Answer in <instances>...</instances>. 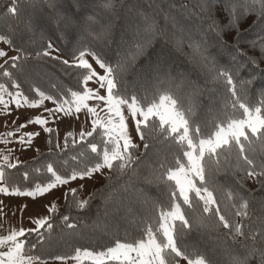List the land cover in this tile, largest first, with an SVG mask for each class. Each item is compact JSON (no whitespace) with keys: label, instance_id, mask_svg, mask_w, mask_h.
<instances>
[{"label":"snow or ice","instance_id":"6c2138e0","mask_svg":"<svg viewBox=\"0 0 264 264\" xmlns=\"http://www.w3.org/2000/svg\"><path fill=\"white\" fill-rule=\"evenodd\" d=\"M222 0H201L198 7L201 12L207 11L211 15V10ZM228 13L230 26H235L236 20L243 17L244 10L255 13L258 17V25L264 30V0H228ZM122 7L124 12L129 10V4L125 0H106L103 8L111 12L112 17L121 15L117 8ZM137 13V20H140L139 8L131 5ZM11 16L19 13L17 0H11L6 9ZM102 13H97V17ZM50 23L55 22L60 28H70L74 25L70 17L59 13L49 14ZM123 18V16H121ZM92 23L100 24V19L89 17ZM177 25L183 22L180 19L175 21ZM112 21L101 24V30L97 34V39L107 41L112 33ZM186 27V26H185ZM160 31L153 17L145 15L143 21L134 30V36L123 49H120V56L113 66L102 55L95 51L78 49V54L73 55L76 61L72 67L82 70L79 73L78 89H61L56 94H46L38 87L32 88L38 99H29L20 90L19 84L14 83L16 73L23 70L19 64L27 58L26 55H18L10 58L8 68L0 64V72L7 81L12 82L14 91H9L4 83H0V107L5 110V115L11 114V106L16 109L42 108L45 101H51L54 108H44V112L49 116L38 115L30 117L24 124L19 126L24 129L29 125L40 126L41 131L53 135V129L48 127L49 122H57V118L75 117L79 119V114L83 111L87 120L91 117L90 132H81L80 140L83 142L86 137H92L99 128L104 136L103 147L98 149L95 142H89L91 153H95L92 166H85L80 171H72L70 174H60L51 163L46 165L47 173L50 177L45 182H34L28 189L16 187L14 189L3 185L4 170L0 167V193L6 196L31 197L35 199L37 195L44 196L58 187L67 186L73 181L91 178L93 174L102 169L115 170L117 175L124 174L129 166L136 162L133 150L138 151L139 145L133 142L132 135L129 134V124L125 119L124 107L132 121V131L143 147L148 150L154 143L163 142L174 147L171 159L157 158L154 163L157 166L156 179L160 184L166 185L167 201H151L147 212L149 215L141 217L139 222L144 224L139 238L129 241L127 237H120L117 233L112 234L109 244L100 250H90L89 248L78 247L74 249V255H51L42 258L41 255H31L28 252L34 250L38 244L45 240L50 234L53 224L48 218L35 219L36 225L33 229L20 228L12 231L6 237L0 239V247H6V251H0V264H50V261H60L67 264V261L74 260L78 264L82 260H87L90 264H216L206 254L198 248L186 243V237L191 233L198 232L207 226L208 220H214L217 228L228 229L225 236H231L233 241L242 237L245 244L243 255H235L231 249H226L229 257V264H264V229L254 230L252 228L253 215L250 211L249 200L259 199L261 202V212L264 213V191L257 198L253 193L248 192L241 195L243 183L246 179L252 178L264 190V159L257 161L254 154L259 148L264 151V98L259 100L260 106L250 107L247 102L245 85H251L252 81H236L234 75L238 73L230 69H221L215 65L207 46L201 39L194 40L185 31V28L177 27L174 32V39L177 44L182 45L185 41L192 49V66L184 73H175L170 68L169 62L160 59L147 68L143 64H138L137 60L146 55L148 47L152 44V39ZM36 35L45 40L42 51H35V55L40 58L51 57L49 49H52L51 42L46 40L42 30L29 20L25 24L24 31L17 36L20 43L15 40H6L12 44L14 50L25 53L24 44L34 42ZM0 40L4 37L0 36ZM264 52V47L261 48ZM7 52L0 51V57H7ZM86 55L94 58V61L105 74L100 75L93 65L85 59ZM252 63H256L252 60ZM63 65H69V60H63ZM14 69L15 72L9 71ZM207 69L214 74V79L223 80L228 86V92L232 99V106L242 109V118L229 117L226 113H217L211 121L212 131L202 134L201 128L192 120L196 111V101L203 93L200 85V70ZM131 75L139 81H150L153 84V96L140 97L135 92H129L126 88L127 77ZM103 89L105 94L101 95L99 90L94 91L89 87V82L93 81ZM239 85V88H238ZM264 97V92L261 93ZM68 97V98H65ZM89 100L102 102L110 114L107 122H102L98 116L97 108L90 107ZM103 110V109H102ZM16 130L6 133V139L0 138V143H12V137ZM40 133L32 131L27 133L25 138L16 143L21 146H31L32 138ZM71 142L76 143L75 137L70 133ZM69 140H65V147ZM110 145V147H109ZM56 148L60 145L55 144ZM38 151V149H37ZM5 161L9 157H4ZM76 159V157H73ZM19 161H17V164ZM143 163V162H141ZM17 164L7 163L8 168H16ZM134 172L135 169H132ZM243 172V176H238ZM225 176L224 183L221 184L217 177ZM24 179L29 178L28 172H24ZM233 177H236L233 179ZM110 182V179H109ZM232 188V190H227ZM239 188V190H236ZM222 192V197L218 198L216 193ZM65 198L71 196L72 203L78 208H85L87 202H77L75 200L76 188L63 193ZM221 200L226 203L222 209ZM2 203V202H0ZM27 204H23L21 210L26 209ZM90 207V205H89ZM49 211L54 212L55 207H49ZM234 210V211H231ZM2 211V209H0ZM138 209L132 202L116 203L110 208L106 207L103 219L108 222H119L136 216ZM229 215L241 218V222L230 220ZM64 225L72 232L79 231V221L70 220L68 215L62 217ZM98 220L100 217L98 216ZM247 220L249 223L244 224ZM264 224V215L261 217ZM94 222L93 228H96ZM107 225H105L106 228ZM35 233V243L28 239L29 235ZM257 237L260 239L258 240ZM50 238V237H49ZM26 245L28 252H26Z\"/></svg>","mask_w":264,"mask_h":264},{"label":"trees","instance_id":"16d2710c","mask_svg":"<svg viewBox=\"0 0 264 264\" xmlns=\"http://www.w3.org/2000/svg\"><path fill=\"white\" fill-rule=\"evenodd\" d=\"M11 0H0V40L14 53V56L26 55L27 58L20 61L23 70L16 73L14 83L19 84L20 90L29 99H38L32 88L38 87L46 94H56L61 89L77 90L79 73L82 71L72 67L75 61L72 57L78 54V49L95 51L115 66L120 56V49L133 38L134 30L143 21L145 15L153 17L156 25L160 29L152 39V44L147 49V53L141 56L138 64L148 65L164 59L169 62L170 68L175 73H184L192 66V49L185 41L182 45L177 44L174 32L177 27L185 28L194 40H203L215 65L221 69L227 68L235 72L234 82L251 80V85H245L247 102L250 107L260 106L259 100L264 92V30L258 25V17L255 13L244 10V15L236 20L235 26H230L228 13V0H222L211 10V15L207 11L201 12L198 7L201 0H125L129 4V10L124 12L122 7L117 8L121 15L112 17L111 12L103 8L106 0H17L19 13L11 16L6 9ZM119 3V0H116ZM136 5L139 8L140 20H137V13L131 8ZM102 13L97 17V13ZM59 13L70 17L74 27L60 28L55 22H49V14ZM123 16V18H121ZM89 17L100 19V24L92 23ZM182 20L181 25L175 21ZM31 20L45 34L46 40L51 42L53 47L49 49L51 57L40 58L35 55V51H42L45 40L36 35L34 42L24 44L25 53L14 50V46L5 42L6 40H17V36L24 31L25 24ZM112 21V33L107 41L97 39V34L101 30V24ZM186 26V27H185ZM60 55V56H59ZM63 60H69V65H63ZM255 60L256 63H252ZM10 63V58L8 59ZM5 68L8 64L3 63ZM3 70L0 69V72ZM9 71L15 72L14 69ZM126 88L129 92H135L140 97L147 96L151 100L153 96V84L148 81H139L136 77L129 75ZM200 85L203 93L198 97L195 115L192 120L201 128L202 134H208L213 129L211 121L215 114L226 113L229 117L242 118L243 111L232 106V97L228 92L226 82L221 78L214 79V74L207 69L200 70ZM0 83H4L9 91H14L12 82L7 81L0 75ZM239 88V85H238ZM68 98V97H65ZM264 115V108H262ZM18 124L10 130H18ZM53 129V135L47 133L46 148L38 152L37 156L29 161L17 164L16 168L3 167L5 176L3 185L9 188L19 187L28 189L34 182H45L50 173L46 171V165L51 163L53 167L62 175L70 174L72 171H80L85 166H92L95 162L91 153L89 142H95L98 149L103 147L104 136L98 128L92 137H86L73 144L67 135L64 138L63 146L55 147L59 144L58 131ZM68 139V146L65 147V140ZM143 141L135 153L136 162L129 166L124 174L117 175L115 170H109L107 176L97 182L89 194L84 197L83 189L76 187L75 200L77 202H87L85 208H78L73 203L71 196L64 199L60 206L55 207L51 212L49 222L53 224L50 234L45 240L38 244L34 250L26 252L31 255H41L42 258L51 255H74V249L78 247L89 248L90 250H100L112 240V234L117 233L120 237H127L129 241L139 238L143 223L141 217H147V209L151 201H167L168 192L166 185L160 184L156 179V165L154 161L171 159L174 147L166 143H154L148 150L143 147ZM60 145V144H59ZM110 147V145H109ZM76 157V159H73ZM257 161L264 159V151L257 148L254 154ZM143 162V163H141ZM132 169H135L133 172ZM28 172L29 178L24 179V172ZM239 172L238 176H243ZM236 177H233L235 179ZM110 179V182H109ZM217 180L223 184L225 176L222 174ZM241 195L251 192L257 198L262 195V190L252 178L246 179L243 183ZM227 190H232L228 188ZM239 190V188H236ZM70 190H68L69 192ZM217 197H222V192L216 193ZM132 202L138 209L136 216L119 222L108 223L103 219L106 207L110 208L116 203ZM225 200H221L223 209ZM90 205V207H89ZM250 211L253 215L252 228L254 230L264 229L261 223V202L259 199L249 200ZM234 211V210H231ZM63 215H68L70 220L79 221V231L72 232L67 229L63 222ZM98 216L100 219L98 220ZM230 220L241 222V218L229 215ZM94 222L96 228H93ZM207 226L198 232L191 233L186 237V243L198 248L202 253L216 262V264H229V257L225 250L231 249L235 255H243L245 244L242 237L233 241L231 236H225L229 230L222 227L217 228L214 220H208ZM248 224L247 220L243 221ZM105 225L106 228H105ZM50 237V238H49ZM28 239L35 243V233L28 236ZM259 240L260 238L257 237ZM183 262L187 261H182ZM82 264H90L86 261ZM114 264V262H109Z\"/></svg>","mask_w":264,"mask_h":264},{"label":"rangeland","instance_id":"374dc122","mask_svg":"<svg viewBox=\"0 0 264 264\" xmlns=\"http://www.w3.org/2000/svg\"><path fill=\"white\" fill-rule=\"evenodd\" d=\"M0 51H5L8 54L7 57H0V64L1 62L8 60L9 58L14 56V53L3 42H0ZM85 59H87L89 63L93 65V69L98 74H105L104 69H101L99 65L95 63L92 56L86 55ZM75 63L76 61L73 62V64ZM88 86L92 87L94 91L99 90V93L101 95L105 94V91L103 89H99V85L95 82V79L93 81H90ZM87 103L90 107L97 108L98 116L102 122H107L110 118H112L110 117V114L108 113L102 102L89 100ZM44 108H54V105L51 103V101H45L42 108L36 109L27 107L16 109L15 106L12 105L10 115H5V110L0 107V138L6 139V133L13 131L10 130V128L20 123L24 124L30 117H35L38 115L49 116V113L44 112ZM123 111L125 119L129 124V134L132 135L133 142L141 146L142 141H140L136 134L132 131V121L130 119V115L127 111L126 106L124 107ZM79 117V119H76L75 117H66L62 120L57 118V122L55 123L51 122L50 120L48 127L55 128L58 131L60 146H63L64 138L70 133L75 137V141L78 142L80 141V133L82 131L85 133L92 131L91 117L86 120L83 111L79 114ZM112 119L114 120V118ZM32 131H37L40 133V135L32 138L30 147H28L27 145L21 146L16 143L20 139L25 138L27 136V133ZM46 138L47 133L41 131L40 126L29 125L24 129L19 128L16 131L15 136L11 138L12 140L16 139L15 142L0 143V167L1 165H7V163L17 164V161L21 163L34 159L39 151H42L46 148ZM5 156L9 157V160L7 162L4 159ZM108 172V169H102L100 172L93 174L91 178H85L82 181H73L71 184L58 187L57 189H54L52 192L47 193L44 196L37 195L35 199H32L30 201V214L32 215L31 217H28L26 219L24 218V216L17 213L18 203L20 199L26 201L31 197L6 196L3 193H0V202H2L0 203V209H2V211H0V239L6 237L12 231H18L20 228H35L36 225L33 223L35 219H50L51 215L49 214L50 211L48 210V207H56L62 205L65 199L63 193L68 192V190L73 187H81L83 189L84 197H86L93 186L97 182H101L107 176ZM2 248H4V251L7 250L6 247ZM86 261L87 260H82L79 262V264H82ZM50 264H62V262L50 261ZM67 264H78V262L69 260L67 261ZM183 264H187V262H183Z\"/></svg>","mask_w":264,"mask_h":264},{"label":"crops","instance_id":"0c3cea01","mask_svg":"<svg viewBox=\"0 0 264 264\" xmlns=\"http://www.w3.org/2000/svg\"><path fill=\"white\" fill-rule=\"evenodd\" d=\"M11 54V53H10ZM5 61L1 62V64H3ZM13 142L16 141V139L12 140ZM40 152V151H39ZM40 196V195H39ZM32 200V198H29L28 200L26 201H23L22 199L19 200V203H18V210H17V213L24 216V218H28V217H31L32 214H30V201ZM34 201V200H33ZM23 204H27L28 207L26 209H23L21 210L22 208V205ZM52 207V206H51ZM49 208V207H48ZM51 212H49V214L51 215ZM51 217V216H50ZM0 251H4V248L0 247Z\"/></svg>","mask_w":264,"mask_h":264}]
</instances>
